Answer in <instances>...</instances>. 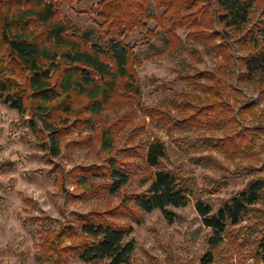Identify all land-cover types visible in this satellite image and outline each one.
<instances>
[{"label": "rangeland", "instance_id": "obj_1", "mask_svg": "<svg viewBox=\"0 0 264 264\" xmlns=\"http://www.w3.org/2000/svg\"><path fill=\"white\" fill-rule=\"evenodd\" d=\"M99 1L74 0L61 3L60 10L73 30L81 29L91 42L101 44L104 38L97 31L104 19L97 17ZM255 6L252 23L264 19V0H256ZM148 27L156 32L153 40L138 29L125 38L140 62V100L120 90L116 98H132L128 105L118 100L116 106L107 108L90 123L78 120L85 114H71L67 123L58 124L59 156L43 150L44 141L52 145L48 131L38 125L41 140L30 128L19 124L21 115L16 109L0 99V163H7L0 171V264H50L39 256L47 229L57 232L62 222L72 221L78 214L105 212L124 196L144 191L148 183L144 184L142 179L153 169L146 168L143 154L148 143L156 138L165 146L161 167L190 184L193 194L186 206L167 208L174 215L172 221L159 209L138 211L140 222L116 219L133 226L126 237L135 245L129 264H263L255 258V241L264 220V201L254 204L240 223L227 230L220 245L212 249L210 261L209 239L214 232L204 225L196 202L211 205L215 213L250 180L264 179V75L247 78L242 64L237 60L227 62L217 77L225 90L221 100L233 108L230 116L236 122L225 125L221 120L217 127L182 126L185 103L200 107L205 102L198 97L205 94L199 84H211L195 75L200 71L213 72L225 63L224 58L208 46L185 41V29L178 31L184 42L182 47L177 51L175 47L168 49L157 23L152 20ZM248 28L250 25L241 32L225 24L216 25L226 39L221 53H231L234 58L248 56L240 40ZM147 107L158 111L150 115ZM28 115L29 110L25 116ZM113 123L114 143L106 151L101 145L100 131ZM238 134L246 138L241 152L235 153L227 145L223 149L215 147L218 141ZM110 158H116L118 167L128 171L129 181L118 192L100 190L107 178L93 177L96 188L88 190L68 175L77 166L107 165ZM57 177L66 179L63 191ZM80 240L66 239L63 244L74 245ZM66 257L72 264L80 263L74 252Z\"/></svg>", "mask_w": 264, "mask_h": 264}, {"label": "trees", "instance_id": "obj_2", "mask_svg": "<svg viewBox=\"0 0 264 264\" xmlns=\"http://www.w3.org/2000/svg\"><path fill=\"white\" fill-rule=\"evenodd\" d=\"M73 1L0 0V99L16 109L21 115L19 124L30 128L41 140L38 125L49 132L52 145L44 141L42 147L53 156L60 154L61 129L58 124L67 123L71 114H85L78 120L90 123L107 108L116 106L118 100L128 105L132 98H116L120 90H126L140 100L142 89L137 71L140 62L134 47L125 42V38L138 29L148 40H153L156 32L148 27L152 20L165 36L168 49L175 47L177 51L182 47L184 42L178 31L185 29V41L208 46L225 61L213 72L200 71L195 75L211 84H199L205 94L203 98L198 97L200 102H205L200 107L185 103L182 126L217 127L221 120L225 125L236 122L234 116H230L233 108L221 100L225 90L217 77L227 62L231 64L237 60L244 67L247 78L264 75V19L251 21L256 0H100L96 13L104 19L97 31V35L104 38L101 44L91 42L81 29L73 30L62 17L60 4ZM261 14L264 18V8ZM224 24L241 32L250 25L240 38L248 56L234 58L231 53H221L226 39L216 30V25ZM218 39L222 43H217ZM27 110L28 117L25 116ZM147 110L150 115L158 111L148 107ZM115 124L101 128L100 141L106 151L112 149ZM233 138L228 136L215 147L223 149L227 145L233 152H241L245 136L238 134ZM164 156L163 141L157 138L150 141L143 154L146 168L153 169L142 179L148 187L124 196L118 205L105 212L78 214L72 221L62 222L57 232L47 229L39 256L50 264H72L66 256L74 252L79 264H129L135 245L126 237L133 231V226L116 219L140 222L138 211L159 209L172 221L174 215L167 208L186 206L193 194L190 184L161 167ZM116 162V158H110L107 165L77 166L68 175L75 179V184L88 190L96 188L93 177L107 178L100 190L118 192L128 183L129 177L128 171L118 167ZM4 164L7 163H0V171ZM65 180L58 182L62 191ZM260 201H264L262 178L250 180L215 213L211 205L197 200L196 208L204 225L214 232L209 239L208 261L212 249L220 245L227 230L240 223ZM260 225L255 258L264 264V220ZM79 238L81 240L74 245L63 244L66 239Z\"/></svg>", "mask_w": 264, "mask_h": 264}]
</instances>
